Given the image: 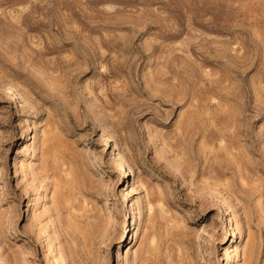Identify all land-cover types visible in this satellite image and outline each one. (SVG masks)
Segmentation results:
<instances>
[{"label":"rangeland","instance_id":"1","mask_svg":"<svg viewBox=\"0 0 264 264\" xmlns=\"http://www.w3.org/2000/svg\"><path fill=\"white\" fill-rule=\"evenodd\" d=\"M0 264H264V0H0Z\"/></svg>","mask_w":264,"mask_h":264}]
</instances>
